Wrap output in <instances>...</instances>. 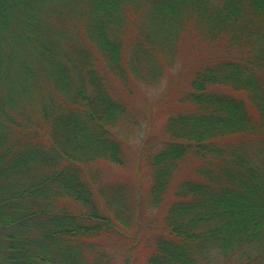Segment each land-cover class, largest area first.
Masks as SVG:
<instances>
[{
	"label": "trees",
	"instance_id": "trees-1",
	"mask_svg": "<svg viewBox=\"0 0 264 264\" xmlns=\"http://www.w3.org/2000/svg\"><path fill=\"white\" fill-rule=\"evenodd\" d=\"M181 54V110L142 153L149 205L173 192L145 264H264V0H0V264H135L99 167Z\"/></svg>",
	"mask_w": 264,
	"mask_h": 264
},
{
	"label": "rangeland",
	"instance_id": "rangeland-1",
	"mask_svg": "<svg viewBox=\"0 0 264 264\" xmlns=\"http://www.w3.org/2000/svg\"><path fill=\"white\" fill-rule=\"evenodd\" d=\"M186 55V54H184ZM194 58L195 52L188 54ZM184 56L181 54L173 69L163 78L156 89H138L131 108V118L123 130L127 133L125 154L126 160L122 166L102 164L100 168L99 182L106 197L114 194L111 189L120 185L125 191L128 200L132 202L131 215L133 223L124 231L120 238L110 236L113 241H118L114 246L108 241L114 253L126 252L129 246L135 264H145L149 255L150 243L161 225L165 212L163 204L172 199L173 192L164 197L161 207L156 209L148 203V185L150 178L147 176L142 164V153L148 152L151 148H159L161 145L162 129L165 121L175 112L181 110L177 97L186 90L188 81L184 74ZM180 108V109H179ZM191 168H183L180 178H184L191 172ZM176 181V179H175ZM176 185V184H174ZM127 243L128 245H126ZM118 248V249H116ZM122 256V254H120Z\"/></svg>",
	"mask_w": 264,
	"mask_h": 264
}]
</instances>
